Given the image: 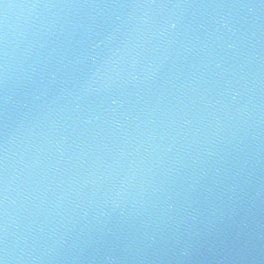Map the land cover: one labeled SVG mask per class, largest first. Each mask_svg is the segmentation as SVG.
Segmentation results:
<instances>
[{"label":"water","instance_id":"1","mask_svg":"<svg viewBox=\"0 0 264 264\" xmlns=\"http://www.w3.org/2000/svg\"><path fill=\"white\" fill-rule=\"evenodd\" d=\"M0 264H264V0H0Z\"/></svg>","mask_w":264,"mask_h":264}]
</instances>
